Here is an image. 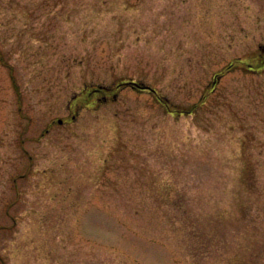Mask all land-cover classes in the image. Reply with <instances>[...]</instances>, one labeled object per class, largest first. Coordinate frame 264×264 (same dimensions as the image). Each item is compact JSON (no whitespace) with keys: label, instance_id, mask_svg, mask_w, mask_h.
I'll return each mask as SVG.
<instances>
[{"label":"rangeland","instance_id":"obj_1","mask_svg":"<svg viewBox=\"0 0 264 264\" xmlns=\"http://www.w3.org/2000/svg\"><path fill=\"white\" fill-rule=\"evenodd\" d=\"M262 48L264 0H0V264H264Z\"/></svg>","mask_w":264,"mask_h":264},{"label":"trees","instance_id":"obj_2","mask_svg":"<svg viewBox=\"0 0 264 264\" xmlns=\"http://www.w3.org/2000/svg\"><path fill=\"white\" fill-rule=\"evenodd\" d=\"M91 90L88 93L87 92L85 93V96L87 97V100H88L87 103L91 101L90 100L91 97H94V95H96ZM160 102L163 103L162 100H160ZM239 185L242 188V191H245V192L247 191L249 192L248 193L249 195L252 194L251 196H253L252 192H254V187H255L254 174L251 168L247 164H245V167L243 168L242 172L239 175ZM245 213H247V209L242 210V207H241L239 216L242 215L241 217H244ZM238 221H240V219ZM194 229L195 228L191 226L189 231L194 233V237H196L195 235H197L194 244L196 243L195 244L196 246L201 245L203 249L202 252L207 253L209 250L212 251L211 248H212L213 243L215 246V250L216 251L218 250V241H215L214 237L211 239H208L205 237L203 238V235L201 234V232H199V230L195 231ZM254 239L255 238H251V237L244 238V240H248L247 244L249 245L233 244L232 245L233 249L230 252H234V256L228 259L226 258L225 262H222V264H225V263L226 264H255L256 262H260L258 260L259 255L257 254V252L256 253L254 252L255 245H258L259 242L255 241ZM202 240H205L206 242ZM236 240L240 241V239H236ZM193 250H195V248ZM195 252L200 254L198 248L195 250Z\"/></svg>","mask_w":264,"mask_h":264},{"label":"water","instance_id":"obj_3","mask_svg":"<svg viewBox=\"0 0 264 264\" xmlns=\"http://www.w3.org/2000/svg\"><path fill=\"white\" fill-rule=\"evenodd\" d=\"M263 63H264V59H263ZM121 85L131 86L132 88H135V89L147 90L149 92L154 93V90L151 87L141 84V83L133 82V81H128V82L122 83ZM113 99H115V96H113Z\"/></svg>","mask_w":264,"mask_h":264},{"label":"flooded vegetation","instance_id":"obj_4","mask_svg":"<svg viewBox=\"0 0 264 264\" xmlns=\"http://www.w3.org/2000/svg\"><path fill=\"white\" fill-rule=\"evenodd\" d=\"M260 52H261V55H259V57L260 58L261 57H264V48H262V50ZM248 70H252V69L251 68H248ZM92 91H94L95 94H97V95H99V94L107 95L109 93L110 89H108V88H94ZM105 98H106V96H103V99H105ZM169 107L170 106L168 105V108ZM169 110H171V109L169 108ZM169 112L172 113L171 111H169Z\"/></svg>","mask_w":264,"mask_h":264}]
</instances>
